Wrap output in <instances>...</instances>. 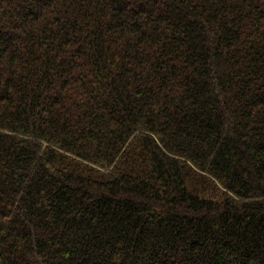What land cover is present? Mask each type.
<instances>
[{"label": "trees", "instance_id": "16d2710c", "mask_svg": "<svg viewBox=\"0 0 264 264\" xmlns=\"http://www.w3.org/2000/svg\"><path fill=\"white\" fill-rule=\"evenodd\" d=\"M0 264H264V0H0Z\"/></svg>", "mask_w": 264, "mask_h": 264}, {"label": "rangeland", "instance_id": "374dc122", "mask_svg": "<svg viewBox=\"0 0 264 264\" xmlns=\"http://www.w3.org/2000/svg\"><path fill=\"white\" fill-rule=\"evenodd\" d=\"M201 181L203 182V181H206V179L205 178H201ZM212 185H216V187H219V185L217 186V182L215 181V182H212ZM221 187V186H220Z\"/></svg>", "mask_w": 264, "mask_h": 264}]
</instances>
